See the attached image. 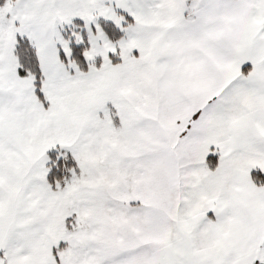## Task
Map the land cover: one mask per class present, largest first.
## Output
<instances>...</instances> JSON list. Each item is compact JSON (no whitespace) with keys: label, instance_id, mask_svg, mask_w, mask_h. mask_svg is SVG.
Returning <instances> with one entry per match:
<instances>
[{"label":"snow or ice","instance_id":"1","mask_svg":"<svg viewBox=\"0 0 264 264\" xmlns=\"http://www.w3.org/2000/svg\"><path fill=\"white\" fill-rule=\"evenodd\" d=\"M0 264H264V0H0Z\"/></svg>","mask_w":264,"mask_h":264}]
</instances>
